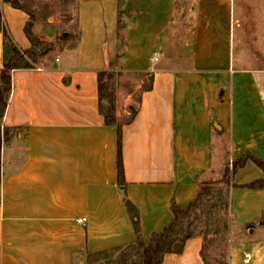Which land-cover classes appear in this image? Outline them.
Returning a JSON list of instances; mask_svg holds the SVG:
<instances>
[{"label":"crops","instance_id":"0c3cea01","mask_svg":"<svg viewBox=\"0 0 264 264\" xmlns=\"http://www.w3.org/2000/svg\"><path fill=\"white\" fill-rule=\"evenodd\" d=\"M177 8L178 0H79L78 46L56 44L14 70L4 126L22 130L3 144L0 264H83L137 241L118 185V131L100 112L101 71L147 74L127 93L119 87L117 100L119 116L137 110L123 128V159L146 245L172 223L173 199L186 207L197 196L216 140L229 138L231 158L264 160V70L236 65L235 0H196L191 34L168 53ZM0 16L16 45L31 49L30 14L0 0ZM52 18L33 33L55 43L62 18ZM3 56L0 31V71ZM263 178L252 160L234 175L230 264H264V189L243 187ZM203 243L191 236L162 264H205Z\"/></svg>","mask_w":264,"mask_h":264},{"label":"trees","instance_id":"16d2710c","mask_svg":"<svg viewBox=\"0 0 264 264\" xmlns=\"http://www.w3.org/2000/svg\"><path fill=\"white\" fill-rule=\"evenodd\" d=\"M4 1L30 14L31 19L26 25L25 31L33 46L29 50H21L13 41L0 16V31L4 35L3 67L0 71V187L2 181L3 144L11 142L18 131L22 130L21 127L4 126V118L13 89L14 70L32 68L40 62L43 55L53 50L56 44L61 47L76 48L80 38L77 23L79 0H61L60 7L61 10L66 12V17L64 26H61L60 34L55 43L42 40L36 36L33 33V25L36 21L47 20L50 16L56 15L57 9L49 10L47 4L42 5L45 0ZM69 2H72V5L75 7L74 18V13L70 11L68 5ZM71 21L73 22L70 24ZM124 76L142 78L147 76V74L141 72H125L122 70H105L99 72L100 112L105 118L106 125L115 127L118 131V185L124 194L125 206L133 220L137 241L133 244L101 253L89 254L85 264H162L166 254L182 253L188 238L197 234L202 235L204 239L202 256L205 264H230L231 236L229 215L231 214V190L239 186L233 182V178L239 169L244 167L249 160H252L264 170V160L247 152L239 158L232 157L220 170L216 179L207 177L208 174L214 173L213 169V171L203 177L197 196L188 206L182 207L173 199L172 210L174 212V219L172 223L163 231L154 233L150 238L149 244L146 245L141 231L140 211L126 196L128 181L123 159V128L135 119L137 110L134 106L128 115L119 116L117 113L118 89L123 85L120 80ZM148 85L152 87V78ZM215 132L222 135L225 134L223 130L215 129ZM243 187L264 189V178L243 185ZM215 191H220V196L217 200L215 199L214 203ZM210 200L213 204H211L210 215L206 216V225L201 229L193 230V223L196 222L194 216L202 212ZM116 254L118 256L114 257Z\"/></svg>","mask_w":264,"mask_h":264},{"label":"rangeland","instance_id":"374dc122","mask_svg":"<svg viewBox=\"0 0 264 264\" xmlns=\"http://www.w3.org/2000/svg\"><path fill=\"white\" fill-rule=\"evenodd\" d=\"M44 4L49 6V10H58L56 11V15H53L52 17H56L57 15L60 16L62 18L61 26H64L66 12L61 10V0H45L42 5ZM195 4L196 0H178L177 14L171 32L169 36H167L168 43L166 50L168 53H172L175 45L178 46L180 44L182 36H187L188 34L189 37V34H191L190 28L194 22ZM68 5L70 11L74 13V18L75 7L72 5V2H69ZM52 17L40 21L47 22L50 19L53 20L54 18ZM72 22L73 21H71L70 24ZM235 28L236 65L239 68L264 70V0H235ZM48 57L49 55H43L41 59H47ZM165 61H169V58L165 57L163 62ZM120 81L127 87L123 86L124 89H121V91L123 90L127 93L128 90L136 87L138 83L144 84L147 79L145 77L124 76ZM145 85L147 86V84ZM231 146V141L227 137L224 138L221 143L220 140H216L214 173L208 174L207 177L216 179L220 170L231 160ZM215 192L214 203L215 199L217 200L220 196V191ZM213 202L210 200L209 204L203 209V211L194 216L196 222L193 223V230L201 229L206 225V216L210 215L211 204H213ZM229 222L232 224L231 214L229 215ZM117 256L118 254L114 257ZM85 261H87V259ZM76 264L79 263L77 262Z\"/></svg>","mask_w":264,"mask_h":264},{"label":"built area","instance_id":"2783aa9c","mask_svg":"<svg viewBox=\"0 0 264 264\" xmlns=\"http://www.w3.org/2000/svg\"><path fill=\"white\" fill-rule=\"evenodd\" d=\"M56 60H59V55L56 56ZM159 60V53H155L153 60L152 61H158ZM39 69H42V67ZM80 223H86L87 222V217H83L79 219Z\"/></svg>","mask_w":264,"mask_h":264}]
</instances>
